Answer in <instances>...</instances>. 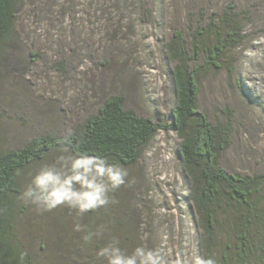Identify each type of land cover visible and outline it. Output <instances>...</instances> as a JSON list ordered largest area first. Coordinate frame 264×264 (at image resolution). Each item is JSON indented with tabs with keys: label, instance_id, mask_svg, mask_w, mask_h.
Here are the masks:
<instances>
[{
	"label": "trees",
	"instance_id": "trees-1",
	"mask_svg": "<svg viewBox=\"0 0 264 264\" xmlns=\"http://www.w3.org/2000/svg\"><path fill=\"white\" fill-rule=\"evenodd\" d=\"M28 1L0 0V73L13 67L9 56L16 44L32 43V33L24 39L20 29L19 11ZM137 1L89 0L88 13L84 14L91 21L89 32L101 43L117 44L126 37L125 14L140 7L143 15H154L150 3ZM31 7L36 9V17L39 12L49 19L69 17V24L63 21L64 28L74 34L80 12L74 0H35ZM239 9L229 3L209 14L199 11L198 16L190 14L193 22L186 29L174 30L166 45L175 95L169 123L142 117L134 109H126L122 95H112L102 100L95 113L71 127L77 138H83L82 149L115 160L129 171L133 182L113 193L116 203L106 209L80 217L74 213V219L56 216L49 228L42 212L20 199L21 186L30 172L54 161L64 133L37 134L16 149H5L0 141V264H106L96 253L113 237H118L129 252L140 244L136 192L140 175L145 176L142 161L162 131L175 133L180 141L178 154L189 185L200 255L213 256L217 264H264V174L230 172L223 167L222 158L232 146L233 113L227 107L222 112L225 120L213 121L200 101L205 75L223 70L232 73L228 55L246 38L248 12ZM66 37L68 31L61 38ZM31 55L32 62L37 61L39 54ZM89 60L95 62L92 55ZM109 62L106 59L103 63ZM6 104L4 100L0 104V121L7 114ZM76 222L87 229L99 225L106 229L101 238L85 245L84 232L74 231Z\"/></svg>",
	"mask_w": 264,
	"mask_h": 264
},
{
	"label": "rangeland",
	"instance_id": "rangeland-1",
	"mask_svg": "<svg viewBox=\"0 0 264 264\" xmlns=\"http://www.w3.org/2000/svg\"><path fill=\"white\" fill-rule=\"evenodd\" d=\"M145 1L151 4L154 15H143L140 7L125 14L126 37L113 45L105 40L101 43L89 32L91 21L84 15L89 0H74L80 11L74 34L64 28L69 17L49 19L42 12L36 17V9L31 7L35 0L20 9L22 37L32 33V43L16 44L9 56L13 67L0 73V104L3 100L7 103V114L0 121V141L5 149L21 147L40 133H65L112 95H122L126 109H134L142 117L169 123L175 95L166 45L174 30L186 29L193 22L190 14H209L235 3L240 11L248 12L246 38L228 55L233 74L223 70L203 77L201 107L213 121L225 120L222 112L227 107L233 113L232 146L222 158L223 167L230 172L264 174V0ZM64 30L68 31L65 40L61 38ZM33 52L39 54L35 62ZM106 59L109 66L103 63ZM179 143L173 132L162 131L156 136L143 158L145 176L140 175L136 192L137 231L140 237L148 234L143 243L149 248L160 247L158 233L167 231L168 264L177 259L190 264L193 255H200ZM34 172L23 181L22 191ZM69 213L64 207L42 212L49 228L56 216L74 219V212ZM56 257L59 259V253Z\"/></svg>",
	"mask_w": 264,
	"mask_h": 264
},
{
	"label": "clouds",
	"instance_id": "clouds-1",
	"mask_svg": "<svg viewBox=\"0 0 264 264\" xmlns=\"http://www.w3.org/2000/svg\"><path fill=\"white\" fill-rule=\"evenodd\" d=\"M60 139L62 147L59 154L53 162L42 163L31 174L30 181L20 193V199L39 212L64 207L77 217L115 204L112 194L133 182L127 167L106 156L82 149L83 138H77L72 129H67ZM105 229V225L93 230L79 222L74 224V231L84 232L82 240L85 245L101 238ZM147 238L148 234H143L140 237L142 242L129 252L121 246L118 237H113L97 250L96 256L106 264H168L165 253L169 239L167 231L158 233L160 247L146 246L143 241ZM175 264H181V261L177 259ZM190 264H217V261L211 255H193Z\"/></svg>",
	"mask_w": 264,
	"mask_h": 264
}]
</instances>
